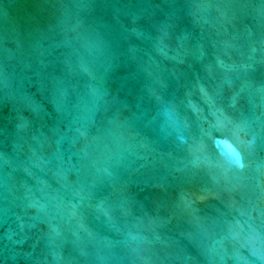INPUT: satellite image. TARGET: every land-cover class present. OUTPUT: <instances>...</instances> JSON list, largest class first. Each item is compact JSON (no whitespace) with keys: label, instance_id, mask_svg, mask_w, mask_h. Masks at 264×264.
Instances as JSON below:
<instances>
[{"label":"water","instance_id":"obj_1","mask_svg":"<svg viewBox=\"0 0 264 264\" xmlns=\"http://www.w3.org/2000/svg\"><path fill=\"white\" fill-rule=\"evenodd\" d=\"M0 264H264V0H0Z\"/></svg>","mask_w":264,"mask_h":264},{"label":"snow or ice","instance_id":"obj_2","mask_svg":"<svg viewBox=\"0 0 264 264\" xmlns=\"http://www.w3.org/2000/svg\"><path fill=\"white\" fill-rule=\"evenodd\" d=\"M233 161L237 165V167H243V164L241 163V159L237 153H233Z\"/></svg>","mask_w":264,"mask_h":264}]
</instances>
